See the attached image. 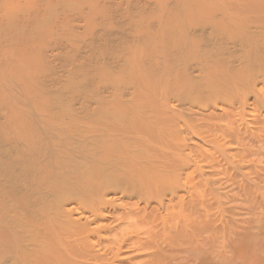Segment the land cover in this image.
<instances>
[{
	"label": "bare ground",
	"instance_id": "6f19581e",
	"mask_svg": "<svg viewBox=\"0 0 264 264\" xmlns=\"http://www.w3.org/2000/svg\"><path fill=\"white\" fill-rule=\"evenodd\" d=\"M0 264H264V0H0Z\"/></svg>",
	"mask_w": 264,
	"mask_h": 264
}]
</instances>
